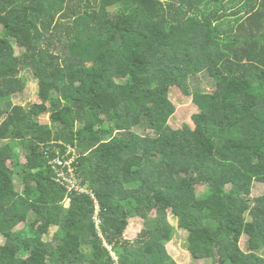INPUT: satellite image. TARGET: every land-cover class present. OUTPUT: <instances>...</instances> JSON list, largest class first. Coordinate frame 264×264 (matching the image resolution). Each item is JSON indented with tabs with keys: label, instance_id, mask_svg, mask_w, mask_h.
<instances>
[{
	"label": "trees",
	"instance_id": "1",
	"mask_svg": "<svg viewBox=\"0 0 264 264\" xmlns=\"http://www.w3.org/2000/svg\"><path fill=\"white\" fill-rule=\"evenodd\" d=\"M235 1L0 0V264H177L169 213L192 258L264 264V0ZM23 70L38 104L13 102ZM202 72L213 89H191ZM173 87L198 108L187 139ZM57 157L85 192L55 180Z\"/></svg>",
	"mask_w": 264,
	"mask_h": 264
},
{
	"label": "rangeland",
	"instance_id": "2",
	"mask_svg": "<svg viewBox=\"0 0 264 264\" xmlns=\"http://www.w3.org/2000/svg\"><path fill=\"white\" fill-rule=\"evenodd\" d=\"M245 2V1H243ZM243 2H238L237 0L233 3H230L228 6L227 11H231L232 7L239 6ZM113 9V7L111 8ZM234 9V8H233ZM11 41L13 43L15 52L18 54L21 51H23L24 48L20 47L18 43L11 38ZM22 76L26 79V88L20 95H16L13 97V102L22 104V105H35L38 104V98H37V91H38V82L37 79H35L31 72L29 70H23ZM198 78L199 82H196L195 85H191V89H195L196 87L204 90L209 91L213 89L214 87V77L210 76L206 72H202L200 74H197L193 76L191 79L192 81H195ZM170 99L174 103L176 109L174 115L169 119V124L177 129H183L184 138L187 139L188 136L191 133L192 130V123L189 121L188 116L197 112L198 108L194 106L191 103L190 98L184 97L181 93L180 89L177 87H173ZM50 113V110L46 111L44 114H42L39 117L40 122H48V114ZM184 124H187V126H183ZM160 127L153 126L151 128V133H156L155 131H158ZM17 156L18 160L21 164L25 162V151L21 149L20 147H17ZM9 166H11L10 162H8ZM15 183L18 188L20 187V181L15 178ZM230 184H228V187ZM264 193V183L255 182L252 191L250 193V198L253 199L254 197H258ZM206 192L203 188L198 187L197 188V195L202 196L205 195ZM65 205L69 204L68 202L64 203ZM244 216L246 220L250 221L251 216L248 212L244 213ZM168 220L170 224L174 227V232L172 233L170 239L165 242V248L167 253L171 256V258L177 263V264H211L210 261H202L200 259H194L191 257L190 253L186 249V239H187V231L184 229H180L177 225V218L173 216L171 213L168 215ZM23 223L18 224L16 227H14V230L19 229L23 227ZM142 227V220L139 218H133L130 220V224L128 225L127 229L124 232V236L128 239H134L139 232V230ZM59 228L56 225H52L49 227L47 233L42 235V239L44 241H53L54 236L57 234ZM7 239L6 234H0V245H2L5 240ZM240 246L243 250L248 251V244H247V237H242L240 241ZM263 248H260L258 252H262ZM25 254H23V257Z\"/></svg>",
	"mask_w": 264,
	"mask_h": 264
},
{
	"label": "built area",
	"instance_id": "3",
	"mask_svg": "<svg viewBox=\"0 0 264 264\" xmlns=\"http://www.w3.org/2000/svg\"><path fill=\"white\" fill-rule=\"evenodd\" d=\"M62 164L64 165V169H59L57 168L56 166L58 164ZM50 164L52 166V168L55 170V173H56V177H55V180L57 182H60L62 185H64L66 188H67V191L68 192H76V193H83L85 192V188L79 183V180H77L75 178V175L73 173V171L71 170V167H70V160L66 159L65 161H60V159L57 157V158H52L50 160ZM66 169H68V171H66ZM70 201V198L67 197V199L65 200V202H68ZM97 207V206H96ZM95 221H96V229L98 231V235L101 236V232H100V229L98 228V223H99V220L98 218L96 217V213H95Z\"/></svg>",
	"mask_w": 264,
	"mask_h": 264
},
{
	"label": "clouds",
	"instance_id": "4",
	"mask_svg": "<svg viewBox=\"0 0 264 264\" xmlns=\"http://www.w3.org/2000/svg\"><path fill=\"white\" fill-rule=\"evenodd\" d=\"M100 232H101V235H102V231H100ZM109 249H111V248L109 247ZM112 256H114L113 252H112Z\"/></svg>",
	"mask_w": 264,
	"mask_h": 264
},
{
	"label": "crops",
	"instance_id": "5",
	"mask_svg": "<svg viewBox=\"0 0 264 264\" xmlns=\"http://www.w3.org/2000/svg\"><path fill=\"white\" fill-rule=\"evenodd\" d=\"M244 4V2L242 3V4H240L239 6H242ZM237 7V6H236ZM231 10H233V7H232V9Z\"/></svg>",
	"mask_w": 264,
	"mask_h": 264
}]
</instances>
